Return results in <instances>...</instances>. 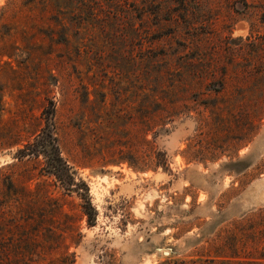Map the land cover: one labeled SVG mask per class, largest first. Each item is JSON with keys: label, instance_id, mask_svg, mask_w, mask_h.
I'll return each mask as SVG.
<instances>
[{"label": "rangeland", "instance_id": "obj_1", "mask_svg": "<svg viewBox=\"0 0 264 264\" xmlns=\"http://www.w3.org/2000/svg\"><path fill=\"white\" fill-rule=\"evenodd\" d=\"M11 195L28 264H264V0H0Z\"/></svg>", "mask_w": 264, "mask_h": 264}, {"label": "trees", "instance_id": "obj_2", "mask_svg": "<svg viewBox=\"0 0 264 264\" xmlns=\"http://www.w3.org/2000/svg\"><path fill=\"white\" fill-rule=\"evenodd\" d=\"M52 105V103H51ZM45 126L37 134L32 142H26L16 151V157L21 159L24 156H39L45 158L46 173L55 177L57 180L67 173L68 165L61 156L54 126V107L49 108L47 114H44ZM14 144H17L14 142ZM13 186L9 182V189ZM85 210L91 220L94 216V210ZM17 198L11 195L9 202L1 204L0 200V264H28L32 260H24L22 253L24 248L17 247ZM22 257V258H21Z\"/></svg>", "mask_w": 264, "mask_h": 264}]
</instances>
